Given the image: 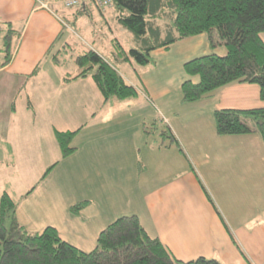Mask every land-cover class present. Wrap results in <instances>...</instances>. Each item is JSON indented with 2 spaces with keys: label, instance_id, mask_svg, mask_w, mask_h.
<instances>
[{
  "label": "crops",
  "instance_id": "crops-1",
  "mask_svg": "<svg viewBox=\"0 0 264 264\" xmlns=\"http://www.w3.org/2000/svg\"><path fill=\"white\" fill-rule=\"evenodd\" d=\"M76 11L73 17H80L75 16ZM112 13L115 16L113 7L101 11L102 25L107 24L106 17ZM7 22L19 35L13 38L17 41V49L0 73L8 71L34 80L66 23L52 10L39 8L34 0H0V23ZM1 24L0 31L5 29ZM110 45L109 54L113 50L112 41ZM63 46L66 48L68 44ZM224 51L223 47H210L205 34L185 38L166 49L152 51L153 63L146 66H138L134 61L115 63L118 72L136 89L133 98L104 100L99 90H80V95L72 96L88 115L87 121L77 129L75 150L71 153L77 154L78 166L86 170L88 189L79 194L70 192L71 196H32L29 204L38 214L37 222L33 223V229H25L34 233L41 232L43 226H52L66 242L89 252L96 247L101 230L121 216L136 215L148 235L157 237L178 260L204 257L221 264H264V144L257 133L220 136L215 134L213 125L212 134L216 136L211 140L220 141L218 148L209 152L202 148L200 152L194 150L197 155L211 154L230 161L228 166L233 168V177L226 187L217 185L214 195L207 194L194 170L188 167L178 174L168 168L163 171L165 173L156 169L149 180H144L143 149L146 148L148 155L153 149L157 154L161 150L143 139H150V133L155 134L157 126L166 124L170 128L174 137L171 143L182 154V149L187 152L189 140L200 139L198 135L187 136L192 121L208 122L211 127L213 112L217 109L264 106L257 88L239 82L216 89L199 101L182 100V82L188 78L198 81L197 76L188 77L184 73V63L209 53L222 55ZM104 58L112 62L110 58ZM49 61L58 67V63L52 59ZM66 76L69 74L61 78L64 85L87 79L65 82ZM95 91L99 92L100 98L95 96ZM20 92L11 90L10 96L0 101V122H4V129L0 126V132L6 135L5 144L9 149L16 148L19 140L28 139L34 141H29L31 147L38 145L37 139L47 136L59 149L54 132L61 130L53 129L52 124L49 125L50 132H44L42 137L38 132H15L13 124L18 113L34 123L36 119L35 115H27L35 108L30 100L22 105L27 112L17 108L16 96ZM46 102L42 96L39 105ZM148 109L153 110V116L147 114ZM69 110L71 113L73 108ZM148 122L155 131L153 128L147 131ZM21 124L24 130L27 129L24 123ZM171 145L166 150L171 149ZM145 182H148L149 189L141 195V190L136 191V188H141ZM90 190L92 194H89ZM24 197L26 200L30 195ZM79 203L82 204L74 210ZM242 207L245 212L241 211ZM15 215L20 223L17 205ZM228 229L249 263L232 242Z\"/></svg>",
  "mask_w": 264,
  "mask_h": 264
},
{
  "label": "trees",
  "instance_id": "trees-1",
  "mask_svg": "<svg viewBox=\"0 0 264 264\" xmlns=\"http://www.w3.org/2000/svg\"><path fill=\"white\" fill-rule=\"evenodd\" d=\"M111 7L116 25L132 36L133 48L126 51L114 38L111 63L94 49H84L74 59L78 73L66 76L65 82L89 76L104 100L135 96L136 89L118 72L115 63L134 61L143 67L153 63L152 51L205 34L210 47H223L225 51L222 55L209 53L184 63V73L188 77L197 76L198 81L188 78L182 82V100L199 101L216 89L239 82L256 84L264 101V41L260 36L264 33V0H113ZM76 10L75 16L89 15L90 6L83 4ZM1 25L6 31L0 46V69L10 62L12 40L19 35L9 22ZM51 59L59 64L56 55ZM213 117L217 135L255 132L264 144V107L217 109ZM77 132L55 130L63 157L75 150L70 142ZM160 132L165 134L164 130ZM169 138L174 139L173 135ZM80 204L73 209L77 210ZM15 212V201L3 192L0 196V264H221L204 257L178 260L157 237L148 235L136 215L115 219L99 232L96 247L85 252L62 239L52 226L41 232L27 231L18 222ZM228 232L249 263L232 232L229 229Z\"/></svg>",
  "mask_w": 264,
  "mask_h": 264
},
{
  "label": "rangeland",
  "instance_id": "rangeland-1",
  "mask_svg": "<svg viewBox=\"0 0 264 264\" xmlns=\"http://www.w3.org/2000/svg\"><path fill=\"white\" fill-rule=\"evenodd\" d=\"M49 8L57 13V16L66 24H64L63 32L55 42L47 61L41 63L39 76L33 80L15 76L8 71L0 73V95L2 94L0 101L10 96L11 90H21L20 94L16 96L17 108L24 110L22 105L25 106V103L29 102L28 100L35 106L33 113L24 110L29 117L35 115V123L34 120H29L22 113H18L13 124L16 128L15 132L25 133L26 131L34 134L38 132L41 137L44 132H50V124L55 126L53 129L76 131L88 119L86 112L81 109L78 101L73 99L72 96L80 95L82 93L80 90H97L91 78L88 76L84 81L80 80L68 85H64L61 79L66 74L70 76L79 71L74 59L77 55L82 54V50L95 49L103 57L114 60L112 54L108 53L111 41L114 38L126 51L133 48L130 33L123 28L115 27L113 13L106 17L107 24L102 25V17L93 6H90V15L80 17H73L76 9H64L58 4H50ZM5 31V29L0 31V46ZM260 36L264 39V33H261ZM66 43L68 46L65 48L63 45ZM16 45L17 41L15 39L12 41V52L17 49ZM53 55L58 58V67L49 63V59ZM129 73H131V70ZM251 86L259 90L256 84ZM42 96L46 98L47 102L40 106L39 102ZM95 96L100 98L99 92L95 91ZM110 98L117 99L115 97ZM70 107L73 108L71 113ZM147 114L153 116V110L148 109ZM21 123H24L27 129L24 130ZM213 125L215 130L213 118L211 127L208 122L192 121L187 128L189 130L187 136L198 135L200 139L189 140L186 144L187 152L181 148L183 155L171 143L169 138L172 135L170 128L166 124L160 127L157 126L156 133H150V139H143V142H148V145L155 148L159 147L161 150V153L157 154V151L153 149L148 155L146 148L143 149L142 159L145 169L142 168L144 180H149L156 169L163 172L165 168H168L169 171L178 174L183 171L184 167H188L194 170L209 195H214L215 191L218 190L217 185L226 187L230 183V177H233V168L228 166L229 159L221 160L211 154L202 156L194 152V150L200 152L199 149L201 148L209 152L213 148H218L217 146L221 144L218 140L215 142L211 140L216 136L212 134ZM0 126L4 129V122H0ZM146 127L148 128H146L147 131H151L153 125L148 122ZM153 130L155 131V128ZM161 130H164L165 134L162 135ZM0 134V196L3 192H7L13 198L19 210V221L27 230L34 228L32 225L37 222L36 218L38 217L36 211L29 204L32 196L38 197L44 194H67L71 196L70 192L77 191L79 194L80 191H87L88 178L86 170L78 166V159L75 157L77 154L63 157L60 149L52 145L47 136L45 139H37L38 145L30 147L28 143L33 140L28 141L26 139L19 140L16 148L9 149V146L4 142L6 140L5 133L0 132ZM215 134H217L216 130ZM78 140L79 138L76 141L78 142ZM74 143L75 139L73 138L70 145L74 146ZM169 145H171V149L166 150ZM47 171L48 173L45 175ZM74 178L77 180H73ZM73 181L75 183H72ZM148 182L142 184L141 188H136V191L141 190L140 193L143 195L149 189ZM32 187H34L33 191H31ZM259 189L261 190V186ZM92 193L93 191L90 190L89 194ZM26 195H30V197L25 200L24 196ZM135 195L138 196V194ZM24 211L25 214L23 215ZM241 211L245 212V208L242 207ZM43 227H47V225Z\"/></svg>",
  "mask_w": 264,
  "mask_h": 264
},
{
  "label": "built area",
  "instance_id": "built-area-1",
  "mask_svg": "<svg viewBox=\"0 0 264 264\" xmlns=\"http://www.w3.org/2000/svg\"><path fill=\"white\" fill-rule=\"evenodd\" d=\"M37 6L41 9L50 10V4H58L64 9H74L80 6L88 5L93 6L98 10L105 11L107 8L111 7L113 0H35Z\"/></svg>",
  "mask_w": 264,
  "mask_h": 264
}]
</instances>
